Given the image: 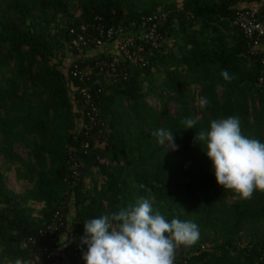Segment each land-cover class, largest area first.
<instances>
[{
    "label": "trees",
    "instance_id": "1",
    "mask_svg": "<svg viewBox=\"0 0 264 264\" xmlns=\"http://www.w3.org/2000/svg\"><path fill=\"white\" fill-rule=\"evenodd\" d=\"M252 2L0 0V264L43 263L44 250L56 244L63 263L79 264L86 246L69 240L83 235L84 220L141 197H150L168 222L198 226V240L178 248L174 264H264V191L235 198L216 183L203 143L193 142L211 120L238 116L242 135L264 143V53H251L233 24L235 11ZM160 13L167 19L156 28L154 49L143 37L151 23L142 24ZM96 18L135 43L119 65L126 80L105 69L87 84L98 127L85 137L76 132L89 122V108L70 74L78 54L72 40L97 36ZM109 50L97 57L109 59ZM186 117L198 118L194 128L184 130ZM161 128L174 133L178 150L157 143L151 133ZM84 140L91 147L82 155ZM72 148L84 165L77 185ZM11 173L22 191L9 186ZM60 207L64 226L51 234L46 226Z\"/></svg>",
    "mask_w": 264,
    "mask_h": 264
},
{
    "label": "clouds",
    "instance_id": "2",
    "mask_svg": "<svg viewBox=\"0 0 264 264\" xmlns=\"http://www.w3.org/2000/svg\"><path fill=\"white\" fill-rule=\"evenodd\" d=\"M220 75L230 81L233 77L224 70ZM200 107L208 101L200 98ZM198 118L180 121L184 130L192 129ZM159 145L167 142L178 150L174 133L164 128L151 133ZM203 143L212 162L216 183L231 190L237 199H250L254 190L264 191V143L242 135L240 119L230 116L210 121V128L201 129L193 137ZM144 188V185H140ZM167 234V235H166ZM199 238L198 226L191 221L172 219L168 222L154 210L149 198H138L118 210L84 220V233L79 239L85 264H174L176 250L193 245ZM68 239L63 236V244ZM14 264H25L16 259Z\"/></svg>",
    "mask_w": 264,
    "mask_h": 264
},
{
    "label": "built area",
    "instance_id": "3",
    "mask_svg": "<svg viewBox=\"0 0 264 264\" xmlns=\"http://www.w3.org/2000/svg\"><path fill=\"white\" fill-rule=\"evenodd\" d=\"M263 8L264 0H253L251 7L240 6L234 14L233 24L242 31L248 41L250 52L253 54L264 53ZM166 19L167 13H160L151 17L147 22L142 24V28H144L148 26L147 23H151L150 27L146 29V35L143 37L147 40V42L151 43V46L154 49L159 47L161 39V36L157 33L156 28ZM96 22L97 23L92 26V29H94L97 33V36L89 35L87 39L80 36L72 40V46L76 48L78 54L75 56L70 74L82 85V87H78L77 89H79L78 92L82 95L84 105L89 108V110L86 111V117H88L89 122H80L76 132L84 131L85 137H89V132L96 126L98 127L97 109L95 103L93 102L92 93L87 87V84L92 80L95 71L98 70V72L102 73L105 69H108V71L113 72L116 75L115 81H119L121 79L126 80L128 78V71L125 69L124 72H119V65L129 53V47L133 46L135 43L134 38H129L126 41L122 40L121 36L123 32L121 28H119V30H114L113 28L107 29L101 18H96ZM80 30L84 32L87 30V27L85 25H81ZM71 34L72 36H75V29L71 30ZM111 42L115 43V48L109 50V59L98 58L97 55L100 53L104 54L105 47ZM86 57L94 58L93 64L85 63L84 61L81 63L79 62L81 59L85 60ZM131 58L132 56H130V59ZM71 86L73 87V90H77L74 85ZM90 147L91 142L84 140V142H82V151L80 154H87ZM69 162L73 166L72 184L77 185L80 182L79 180L82 175L84 165L81 163V156L79 155V152L73 148L69 152ZM61 226H64V214L62 207L54 213L51 223L46 226V231L51 234H55L59 231ZM62 248V246L60 247L56 244V246L51 249H45V261L41 263L33 260L31 264H64L62 261ZM78 263L85 264L81 254L78 256Z\"/></svg>",
    "mask_w": 264,
    "mask_h": 264
},
{
    "label": "rangeland",
    "instance_id": "4",
    "mask_svg": "<svg viewBox=\"0 0 264 264\" xmlns=\"http://www.w3.org/2000/svg\"><path fill=\"white\" fill-rule=\"evenodd\" d=\"M70 63H72V56L71 55L66 58V61H65L66 69H67V66L70 65ZM171 110L174 111V108L172 107ZM9 186L15 192H20V191H22L24 189V186L22 184H20L17 181H15L13 173H11L9 175Z\"/></svg>",
    "mask_w": 264,
    "mask_h": 264
},
{
    "label": "crops",
    "instance_id": "5",
    "mask_svg": "<svg viewBox=\"0 0 264 264\" xmlns=\"http://www.w3.org/2000/svg\"><path fill=\"white\" fill-rule=\"evenodd\" d=\"M105 48H107V49H110V50H112L113 48H115V43L113 42H111L108 46H106ZM70 231V229H68V232ZM79 239L80 238H78V237H74V238H71L70 240H69V242L70 241H75V242H79ZM63 249V248H62ZM62 256H63V253H62ZM64 261H66V259L64 260ZM67 262V261H66ZM66 262H64V264H68V263H66Z\"/></svg>",
    "mask_w": 264,
    "mask_h": 264
}]
</instances>
